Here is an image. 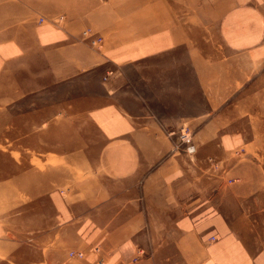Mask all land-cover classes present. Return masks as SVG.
Listing matches in <instances>:
<instances>
[{"label":"crops","instance_id":"crops-1","mask_svg":"<svg viewBox=\"0 0 264 264\" xmlns=\"http://www.w3.org/2000/svg\"><path fill=\"white\" fill-rule=\"evenodd\" d=\"M196 1L0 0V108L35 87L76 88L42 136L35 113L11 121L2 237L40 244L49 264H264L238 205L255 198V158L231 157L255 145L241 121L264 61V0ZM95 71L103 102L85 91ZM32 73L31 89L16 85Z\"/></svg>","mask_w":264,"mask_h":264},{"label":"rangeland","instance_id":"rangeland-1","mask_svg":"<svg viewBox=\"0 0 264 264\" xmlns=\"http://www.w3.org/2000/svg\"><path fill=\"white\" fill-rule=\"evenodd\" d=\"M214 1L215 0H212V5ZM203 4V0H197V10L202 7ZM88 29L94 33L92 29ZM32 69L34 70L35 68L32 67ZM93 73L95 76V78H93L94 81H85V91L94 90L98 92L99 100L103 102L106 100V95L101 85L105 80L104 78H101L103 75L100 71H95ZM32 75L35 76L34 73L25 74L24 77L22 76L23 80L21 82L17 79L15 82L16 85L18 87L23 86L25 89H31L29 86L35 84L31 79ZM96 81H100L99 84H96ZM5 86L11 88L13 83L8 82ZM35 88L36 90L27 93L21 99L9 103L7 107L0 108V153L12 152L13 150V146L10 145L9 141V139L12 138L13 130L11 127V121L13 120V117L20 115L27 117V114L25 113H35L37 118L36 132L38 135L41 134L42 136L44 130L40 124H43L42 122H44L45 116L47 117L49 109L51 108L52 116H55L56 110L63 105H69L70 100L74 99L76 94V88H71L67 85L62 87L58 85L46 89V91L45 89H40L38 87ZM233 101H235V99H233ZM241 122L243 125V138L245 142L252 139L255 141V145L240 146L236 151L231 153V157L239 158L243 153L252 155L255 158V198L239 203L238 205H242L244 209V220H247V222L250 223L251 229L255 232V243H257L259 248L264 250V61L255 64V78L245 83L244 116ZM237 125L241 128L240 123ZM84 126L85 134L94 137V132L89 128L86 121L84 122ZM57 133L58 132L54 130L52 132V137L57 135ZM178 133L180 134V131ZM189 137L191 138V135ZM37 142L42 143L43 139L39 138L37 139ZM180 145H182L184 149L186 148L181 142ZM24 148L26 149L27 147ZM40 148H43V145L38 146L37 150ZM15 150L17 151L18 149L16 148ZM20 151L27 152L26 150ZM192 153H194V151ZM4 164L5 163L0 160V170H5L7 168L8 163ZM50 164L55 167L59 163L52 162ZM35 165L40 168L43 166V163L36 161ZM1 237L2 235H0V264H49V262L43 257V248L40 244L30 243L27 237H25L24 240L16 242L11 241L13 238L11 235ZM69 253L70 252L67 253L68 258H75L69 256ZM81 258H83V256ZM133 261H136V259Z\"/></svg>","mask_w":264,"mask_h":264},{"label":"built area","instance_id":"built-area-1","mask_svg":"<svg viewBox=\"0 0 264 264\" xmlns=\"http://www.w3.org/2000/svg\"><path fill=\"white\" fill-rule=\"evenodd\" d=\"M82 36L93 47H96L102 41L101 37H99L98 35H95L89 29L85 30L82 33ZM189 136L190 135H189L188 131L186 129H182L180 131V134H179V141L181 142V144H184L186 146L185 150H186L187 153H192L194 151V148H193V146L191 144V138ZM69 256L75 257V258H81L83 255L80 252H76V253L75 252H70Z\"/></svg>","mask_w":264,"mask_h":264}]
</instances>
